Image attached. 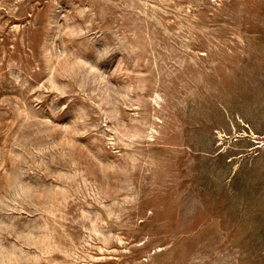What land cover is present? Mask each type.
Instances as JSON below:
<instances>
[{
  "label": "rangeland",
  "instance_id": "374dc122",
  "mask_svg": "<svg viewBox=\"0 0 264 264\" xmlns=\"http://www.w3.org/2000/svg\"><path fill=\"white\" fill-rule=\"evenodd\" d=\"M0 264H264V0H0Z\"/></svg>",
  "mask_w": 264,
  "mask_h": 264
}]
</instances>
